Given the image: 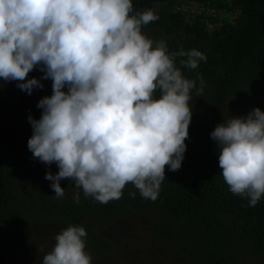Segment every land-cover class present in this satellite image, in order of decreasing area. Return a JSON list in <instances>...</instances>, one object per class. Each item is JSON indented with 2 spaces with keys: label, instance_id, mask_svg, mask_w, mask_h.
<instances>
[{
  "label": "clouds",
  "instance_id": "obj_1",
  "mask_svg": "<svg viewBox=\"0 0 264 264\" xmlns=\"http://www.w3.org/2000/svg\"><path fill=\"white\" fill-rule=\"evenodd\" d=\"M158 19L151 9L133 14L132 0H0V79L18 81L29 95L43 88L27 78L37 66L52 80V95L37 104L40 119L28 117L27 146L58 167L45 175L56 198L68 179L100 203L120 199L129 183L155 201L165 166L181 168L196 81L175 60L186 56L181 64L196 69L206 56L169 53L165 41L146 37L142 26ZM200 85L198 96L202 77ZM210 136L230 191L255 206L264 197V111L231 116ZM73 199L79 203V194ZM86 236L83 226L61 229L43 264H92Z\"/></svg>",
  "mask_w": 264,
  "mask_h": 264
},
{
  "label": "trees",
  "instance_id": "obj_2",
  "mask_svg": "<svg viewBox=\"0 0 264 264\" xmlns=\"http://www.w3.org/2000/svg\"><path fill=\"white\" fill-rule=\"evenodd\" d=\"M192 1L203 9L239 14L230 23L218 15L176 10ZM132 4L133 14L151 9L159 17L141 31L154 33L155 41L164 38L169 53L197 49L206 56L196 69L181 64L186 56L175 60L183 76L196 81L181 168L171 171L165 166L155 201L143 198L129 183L120 199L100 203L68 179L60 181L65 192L56 198L45 175L56 174L58 167L33 158L27 146L33 134L28 117L40 119L37 104L52 95V80L43 79L37 66L28 74L43 84L36 87V104L25 105L0 86V264H12L13 253L30 254L35 220H56L63 229L83 226L86 247L103 255L113 252V244L102 230L136 217L148 225L169 264H264V197L249 206L248 198L230 191L219 167L220 150L210 136L228 120L235 97L253 98L264 106V0H132ZM200 77L204 86L198 96ZM77 193L79 203L73 199Z\"/></svg>",
  "mask_w": 264,
  "mask_h": 264
},
{
  "label": "rangeland",
  "instance_id": "obj_3",
  "mask_svg": "<svg viewBox=\"0 0 264 264\" xmlns=\"http://www.w3.org/2000/svg\"><path fill=\"white\" fill-rule=\"evenodd\" d=\"M191 4H199L197 2H187ZM239 12H229L220 10L219 18L225 19L232 23ZM190 19L189 17H186ZM146 37L155 41L158 39L154 33H143ZM160 38V37H159ZM164 38H160L162 40ZM29 79V75L27 77ZM18 81H4L0 79V86L5 90V94L19 100L25 105H34L38 102L39 94L36 87L33 88L31 95L26 91H22L17 87ZM259 107L264 111V106L253 98L246 96H237L231 102L228 109V119L231 116H246L254 108ZM38 224L36 227L34 242L30 254L26 257L13 253L11 255L12 264H43V256L55 244L54 237L63 229L58 221L35 220ZM102 231L109 236L113 244L111 254H96L87 247V251L92 257V264H169L170 260L165 252L158 247L156 241L149 232L148 225L141 220L128 219L124 220L122 225L107 226ZM43 247L45 250L41 252L39 249Z\"/></svg>",
  "mask_w": 264,
  "mask_h": 264
},
{
  "label": "built area",
  "instance_id": "obj_4",
  "mask_svg": "<svg viewBox=\"0 0 264 264\" xmlns=\"http://www.w3.org/2000/svg\"><path fill=\"white\" fill-rule=\"evenodd\" d=\"M181 13L185 14H191V15H198V14H204V15H218L220 10H212L210 8H200L198 4H191V3H183L181 4L177 9ZM219 17V15H218Z\"/></svg>",
  "mask_w": 264,
  "mask_h": 264
}]
</instances>
